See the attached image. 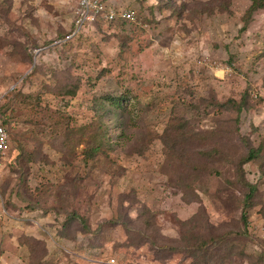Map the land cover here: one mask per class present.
<instances>
[{
	"label": "rangeland",
	"instance_id": "rangeland-1",
	"mask_svg": "<svg viewBox=\"0 0 264 264\" xmlns=\"http://www.w3.org/2000/svg\"><path fill=\"white\" fill-rule=\"evenodd\" d=\"M107 2L0 0V264H264V9Z\"/></svg>",
	"mask_w": 264,
	"mask_h": 264
},
{
	"label": "built area",
	"instance_id": "built-area-1",
	"mask_svg": "<svg viewBox=\"0 0 264 264\" xmlns=\"http://www.w3.org/2000/svg\"><path fill=\"white\" fill-rule=\"evenodd\" d=\"M108 0H77V6L74 15L73 29L63 39L65 42L80 34L83 30L93 27L100 18L114 20L117 17L125 20H135L133 10L110 6ZM62 42V40H60ZM9 132L3 122L0 120V168L4 165L10 151ZM264 241V236L261 238ZM111 262H114L112 260Z\"/></svg>",
	"mask_w": 264,
	"mask_h": 264
},
{
	"label": "trees",
	"instance_id": "trees-1",
	"mask_svg": "<svg viewBox=\"0 0 264 264\" xmlns=\"http://www.w3.org/2000/svg\"><path fill=\"white\" fill-rule=\"evenodd\" d=\"M118 8H121V7H118ZM263 8L264 9V5L260 4L259 0H252V5L249 7V10L247 11V14H248V19L246 20V23L244 24L243 28L242 29H246L252 22L253 20V17L254 15L256 14V12L258 11V9H261ZM127 9V8H125ZM129 10H132V9H129ZM134 11V10H133ZM136 14V12H135ZM251 17V19H250ZM137 19V15H135V20ZM100 20H106V22H117L119 20H122L124 21L125 18H121V17H117L115 18L114 20H107L106 18H100L99 20H97V22H99ZM95 22V24L97 23ZM95 24L93 25V27L95 26ZM73 28H71L69 30V32L72 30ZM67 32V34L69 33ZM67 34H64L63 36H61L62 38H59V39H64L66 37ZM66 93L70 94V95H75L76 93V90L75 89H70L69 88H66ZM110 101H111V104L112 106H115V107H119L120 105V100H122L121 98L119 99H116L114 97L112 98H109ZM238 108L239 110H241L243 108V105H242V101L239 102V105H238ZM4 115L0 116V119L2 120L3 124L5 125L6 129L8 130V127H7V124H8V119H9V116L7 114L6 111L2 112ZM9 131V130H8ZM11 141V139H10ZM11 145V143H10ZM12 146H10V150H11ZM99 152V146H96L89 154H88V158H93L96 153ZM258 152L259 150H256L254 148H251L250 151H249V154L248 156L245 158V161H252L254 159H256L257 155H258ZM10 153V151H9ZM9 153H8V156H9ZM7 156V157H8ZM8 158L5 160V162H7ZM246 186H248L249 188V192L246 194V197L244 199V202H245V211H243V214H242V217H243V221L247 224L248 222V210L249 208H251L252 206V197L256 191V186H254L253 184L251 183H248L246 182ZM262 241V240H261ZM263 242V241H262Z\"/></svg>",
	"mask_w": 264,
	"mask_h": 264
},
{
	"label": "crops",
	"instance_id": "crops-1",
	"mask_svg": "<svg viewBox=\"0 0 264 264\" xmlns=\"http://www.w3.org/2000/svg\"><path fill=\"white\" fill-rule=\"evenodd\" d=\"M116 6V5H115ZM118 7H120V6H118Z\"/></svg>",
	"mask_w": 264,
	"mask_h": 264
}]
</instances>
